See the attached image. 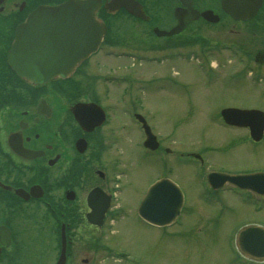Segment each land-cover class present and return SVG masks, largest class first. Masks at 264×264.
<instances>
[{
    "label": "rangeland",
    "instance_id": "rangeland-1",
    "mask_svg": "<svg viewBox=\"0 0 264 264\" xmlns=\"http://www.w3.org/2000/svg\"><path fill=\"white\" fill-rule=\"evenodd\" d=\"M196 3L214 7L217 0H196ZM162 12L164 17H168L166 10ZM259 19H264V12ZM231 21L214 26L200 25L198 33L207 34L210 39L208 44L214 46H217L216 42L231 43L235 39L240 55L245 52L240 46L242 42L246 51V48L264 46V34L238 30L237 36L232 29H237L238 25L234 27ZM129 23L134 24L133 21ZM160 26L166 27V24ZM259 28L264 30V24ZM126 31L117 34L119 38L114 51L157 52L185 48L187 52L186 48L200 43L194 35L157 37L150 34L135 37ZM210 51L212 66L219 73L211 78L205 70L206 64L198 65V61L203 60L200 55L197 58L191 56L186 61L161 52L158 53L162 57L160 62H144L139 69L131 72L129 76L143 81L145 85L140 92L144 106L137 112L146 118L165 148H178L182 154L171 156L161 147L144 149L142 131L129 115L122 112L128 106L126 101L129 96L117 94L118 113L124 115L126 124L119 119L117 112L113 114L118 117L116 130L122 137L118 148H114L116 151L108 152V158L116 156L121 159L119 167L127 160L126 165L120 167L123 169L119 172L115 191V204H119L120 213L111 216L97 231L83 216L82 219L75 218L73 221L79 226L74 222L72 224L78 230L70 233L69 248L73 254L67 264H240L241 258H245L244 254L233 249L234 232L243 223L262 220L264 224L263 208L254 211L251 206L253 200L244 201L245 192L239 189L235 192L230 185L210 190L204 178L210 171L232 175L264 169V149L247 146L243 139L232 136L239 135L241 130L226 128L219 116L220 108L225 105L255 107L264 111V86L244 76H234L233 71L241 65L238 56L224 49L219 52L212 48ZM207 56L204 53L206 62ZM106 58L114 64L117 74L122 73L121 69L125 70L129 57L114 55ZM99 60L102 62L103 56ZM257 66L264 70V60ZM123 85L110 87L114 93L116 87ZM193 154H199L202 162L194 160ZM159 178L171 179L184 193L178 224L161 227L139 217L138 205L142 197L149 185ZM43 218L41 215V223ZM20 237L24 238L25 248L23 246L20 257L10 264H52L59 246L57 234L50 232L49 235L27 234ZM93 241L96 246L92 248ZM79 248L84 250L77 253ZM81 258H87L88 262L82 263ZM0 264L7 263L1 260Z\"/></svg>",
    "mask_w": 264,
    "mask_h": 264
},
{
    "label": "flooded vegetation",
    "instance_id": "flooded-vegetation-1",
    "mask_svg": "<svg viewBox=\"0 0 264 264\" xmlns=\"http://www.w3.org/2000/svg\"><path fill=\"white\" fill-rule=\"evenodd\" d=\"M65 1L67 0H0V225L5 227L9 236L7 245L0 244V261L4 260L7 264L14 263L20 257L24 246L21 235H49L53 232L59 238L60 227L64 225L67 242H70V233L77 229L72 226L73 220L82 219V216L86 218L89 211L87 196L94 187L104 193L101 198L109 199L103 215L104 223L111 216L120 213L119 204H115L116 196L114 199L109 197L111 194L115 195L119 172L123 169L120 167L127 163L125 160L119 167L121 159L116 156L108 158V152L118 148L120 136L122 137L116 130L118 117L113 114L117 112L119 119L126 124L124 115L118 113L117 91L113 93L110 87L115 84L116 67L109 63L106 56H113L109 50L113 46L105 42L100 49L79 63L70 75L57 76L40 83L19 76L9 63V49L15 39L16 29L25 25L28 17L39 8L58 6ZM106 1L110 0H100L97 15L107 27L112 28L116 44L119 38L117 34L123 30L135 37L150 34L166 37L156 35L153 28L169 29L173 26L176 22L174 10L181 5L180 0H133L135 4L132 5L126 0H118L115 10L109 11L105 7ZM136 5L141 7L149 19L136 17L130 12L131 9H137ZM163 10L168 12V17L163 16ZM131 21L134 24H130ZM162 23L166 27H161ZM246 24L242 25V31L247 29ZM191 25L180 34L172 36L182 33L184 36L195 35L196 28ZM233 45L238 46V41H233ZM213 46L210 44L211 48ZM242 46L245 51L243 56L247 59L245 64L253 66L256 73L264 75V70L257 66L258 61L264 60V52L250 50L252 48H246V51L244 42ZM166 51L170 52L169 49L126 52V57H129L127 73L130 75L134 71L135 56L158 55L159 52L167 53ZM102 56L101 62L99 57ZM56 62L59 63V57ZM234 76L242 78L241 72ZM135 86L134 79L129 76L125 94L129 96L126 101L128 106L122 112L132 119L138 110L135 102L143 104L142 96L134 94ZM76 102L88 105L81 108L82 122L73 113ZM100 113L103 114L102 121L92 125L91 122L98 120ZM236 128L241 129V132L234 137L243 139L247 146L264 149V130L260 139L254 140L249 128ZM158 140V148L161 147L167 154H182L178 148H165L161 140ZM120 174L125 176L127 173ZM243 191L245 198H264V195L251 193L249 190ZM41 215L44 216L42 223ZM247 223L263 225L262 220ZM76 225L79 226L78 223ZM92 226L94 230L102 227ZM81 250L84 249L76 251L78 253ZM58 254L59 247L52 264ZM72 254L73 251L67 244L65 264ZM85 260L81 258V262L86 263Z\"/></svg>",
    "mask_w": 264,
    "mask_h": 264
},
{
    "label": "water",
    "instance_id": "water-1",
    "mask_svg": "<svg viewBox=\"0 0 264 264\" xmlns=\"http://www.w3.org/2000/svg\"><path fill=\"white\" fill-rule=\"evenodd\" d=\"M112 0L106 3V7L112 8L114 2ZM184 8L176 11L177 23L169 31L155 29L159 35H171L180 32L188 22L203 18L210 21H217L219 16L212 9L199 10L193 6L192 0H180ZM100 4V0H67V2L59 6H47L39 8L33 12L25 22V26L18 27L16 40L12 47L11 61L13 68L22 76H25L34 81H44L58 75H66L71 72L75 65L80 63L102 40L105 32L104 23L97 19L95 13ZM221 8L224 12L234 19L247 20L252 18L261 4V0H220ZM109 5H111L109 7ZM132 11V10H130ZM137 15L147 18L141 8L138 6ZM45 45L47 51L43 52ZM20 46V56L14 55V52ZM42 48V49H41ZM37 49V54L46 53L52 61L49 69H43L41 63L36 67V62H42V58L34 53ZM59 57V63L57 58ZM27 66H24V64ZM31 66L35 68H31ZM223 119L231 124L249 125L251 133L256 138L260 137V133L264 124V113L257 109H240L236 107H226L221 110ZM259 120V124L254 126L251 121ZM146 129V139L144 145L150 148H155L157 142L155 136ZM212 187L221 186L225 180H230L237 185H243L245 180H254L255 174L247 175H224L221 173H209L207 176ZM182 198L180 190L175 183L169 179H160L149 186L138 206L139 215L146 221L156 225H164L173 220L175 215L180 210ZM96 208L90 214L89 219L94 223H101V215L103 212ZM91 217V215H94ZM97 215V217H96ZM0 226V244L7 245L9 236ZM257 227L247 226L241 229L237 236V243L243 252L256 255L252 248H249L255 240V233H262V229ZM264 242V241H263ZM255 253V254H254ZM65 259V237L62 232L61 252L55 264H64Z\"/></svg>",
    "mask_w": 264,
    "mask_h": 264
}]
</instances>
